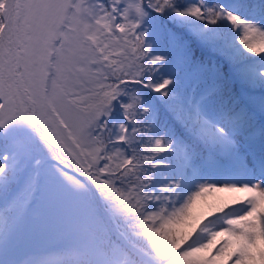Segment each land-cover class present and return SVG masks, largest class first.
Listing matches in <instances>:
<instances>
[{
	"label": "snow or ice",
	"instance_id": "6c2138e0",
	"mask_svg": "<svg viewBox=\"0 0 264 264\" xmlns=\"http://www.w3.org/2000/svg\"><path fill=\"white\" fill-rule=\"evenodd\" d=\"M0 264H264V0H0Z\"/></svg>",
	"mask_w": 264,
	"mask_h": 264
},
{
	"label": "trees",
	"instance_id": "16d2710c",
	"mask_svg": "<svg viewBox=\"0 0 264 264\" xmlns=\"http://www.w3.org/2000/svg\"><path fill=\"white\" fill-rule=\"evenodd\" d=\"M234 194L228 192H213L206 194L201 200H199L195 206V214L203 219L212 216L218 206L224 203H231Z\"/></svg>",
	"mask_w": 264,
	"mask_h": 264
}]
</instances>
